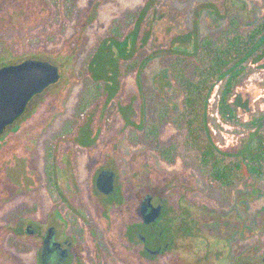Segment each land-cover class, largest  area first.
Segmentation results:
<instances>
[{
	"label": "rangeland",
	"instance_id": "rangeland-1",
	"mask_svg": "<svg viewBox=\"0 0 264 264\" xmlns=\"http://www.w3.org/2000/svg\"><path fill=\"white\" fill-rule=\"evenodd\" d=\"M57 2L0 0V66L34 58L57 65L61 74L57 84L34 98L23 118L0 134V264H24L23 242L10 239L14 220L26 219L22 212H16L28 201L26 194L18 192L23 190L18 171L26 165L32 167L39 151L55 144V130L77 123L80 98L106 96L104 84L95 83L87 69L90 54L98 41L113 31L119 41L131 34L145 6L148 9L139 23L137 49L131 59L134 64L126 67L123 64L129 61L118 59L119 89L105 111L108 120H104L111 131L108 143L123 144V193L131 195L127 213L132 215L135 195L159 194L167 202L185 195L186 201L180 203L186 202L182 207L191 211L192 225L206 229L209 246L196 243L191 253H182V262L194 264L206 256L201 264H216L214 245H221L223 264H244L243 259L249 256L256 258V264H264V176L236 183L230 189L207 182L196 153L182 147L186 135L179 115L182 94L171 81V64L182 57L177 52L191 54L203 38L220 43L234 32H247L263 17L264 0H63L60 11ZM245 66L240 80L243 111L234 128L218 121L217 97L211 106L214 134L232 148L236 140H246L251 129L264 130V58L259 62L249 58ZM195 67L196 61L189 55L184 71L194 77ZM126 103H131L127 113L130 125L119 114V105ZM140 110L145 113L141 126L159 122L158 139L144 136V127L138 124ZM156 144L174 145L178 152L175 159L162 161ZM35 170L38 180L39 170ZM130 245L123 251L128 253ZM129 255L124 254L128 263L137 264ZM161 259L155 264L171 263L167 256Z\"/></svg>",
	"mask_w": 264,
	"mask_h": 264
},
{
	"label": "flooded vegetation",
	"instance_id": "flooded-vegetation-1",
	"mask_svg": "<svg viewBox=\"0 0 264 264\" xmlns=\"http://www.w3.org/2000/svg\"><path fill=\"white\" fill-rule=\"evenodd\" d=\"M57 5L60 11L63 0H58ZM111 38L123 44V40L119 41L118 34L113 31L109 37L98 41L87 65L95 83L98 80L104 84L106 96L102 99L80 98L75 114L77 123L71 128L55 130V144H48L39 151V159L32 167L26 165L23 171H18L17 179L23 185V190L18 189V192L26 194L24 196L28 201L25 207H18L16 212H22L26 219H19L17 216H22L20 213L15 215L17 219L14 220L10 239L23 242L24 264H129L124 258V254L128 253L137 264H155L165 256L170 264H180L182 253H191L196 243L209 246L204 236L206 229L192 225L191 211L182 207L186 206V202L180 203L186 201L185 195H180L178 202L174 199L167 202L163 195L154 193L135 195L137 202L131 205L132 215L127 213V200L131 195L123 193V144H109L107 138L111 131L105 127L108 120L105 111L114 101L121 75V65H111L110 58L123 59V53L122 57L117 56L118 51L116 46L111 45ZM103 42L108 47L101 51L99 47ZM113 71L118 73L114 82L106 79ZM59 80L35 94L23 113L10 125L26 115L37 95ZM112 85L116 89L114 95ZM99 100L102 101L101 105ZM119 111L125 124L131 121L127 114L131 111V103L119 105ZM144 114L140 110L139 126L145 120ZM157 122L141 126L144 127L145 137H149L146 132L148 127L156 125L157 135L151 139H158L160 124ZM128 124H132V121ZM158 146L155 145L162 161L170 162L177 156L174 145ZM185 146L183 142L184 149ZM35 169L39 170L38 180ZM158 206V213L154 215ZM151 212L153 219L145 221ZM127 244H131L128 253L127 250L123 251ZM214 247L215 263L223 264L222 246ZM203 259L200 257L194 264H201ZM255 260L254 256H249L243 259V263L256 264ZM187 262L190 264L191 261H183L182 264ZM6 264L14 262L8 261Z\"/></svg>",
	"mask_w": 264,
	"mask_h": 264
},
{
	"label": "trees",
	"instance_id": "trees-1",
	"mask_svg": "<svg viewBox=\"0 0 264 264\" xmlns=\"http://www.w3.org/2000/svg\"><path fill=\"white\" fill-rule=\"evenodd\" d=\"M147 9L145 6L139 11L134 30L123 37V44L111 38V45L117 48V56L123 55L125 63L129 61L123 66L134 64L131 59L137 49L136 33ZM107 47L108 44L103 42L99 48L104 51ZM177 53L182 57L171 64V81L182 94L179 115L184 120L185 145L196 153L198 165L207 175V181L230 189L236 183L264 176V130L251 129L248 138L242 142L236 140V146L232 148L218 141L210 120L215 97V112L221 124L234 128L239 112L243 111L240 104L243 84L240 80L246 70L247 59L259 62L264 58V15L245 33L234 32L220 43L203 38L191 54L185 51ZM189 55L196 61L194 77L184 71ZM117 59L111 56V65H118ZM117 76L118 73L113 71L106 79L114 82ZM114 91L116 89L112 85V95ZM155 129L156 125L148 127L147 136L155 138Z\"/></svg>",
	"mask_w": 264,
	"mask_h": 264
},
{
	"label": "water",
	"instance_id": "water-1",
	"mask_svg": "<svg viewBox=\"0 0 264 264\" xmlns=\"http://www.w3.org/2000/svg\"><path fill=\"white\" fill-rule=\"evenodd\" d=\"M57 65L40 59H25L0 67V134L26 108L31 98L59 80ZM154 215L158 213L159 206ZM148 219H153L152 212Z\"/></svg>",
	"mask_w": 264,
	"mask_h": 264
}]
</instances>
